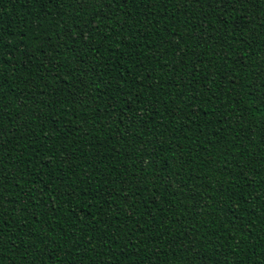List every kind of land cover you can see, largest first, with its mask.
<instances>
[{
    "label": "trees",
    "instance_id": "16d2710c",
    "mask_svg": "<svg viewBox=\"0 0 264 264\" xmlns=\"http://www.w3.org/2000/svg\"><path fill=\"white\" fill-rule=\"evenodd\" d=\"M261 73L264 0H0V264H264Z\"/></svg>",
    "mask_w": 264,
    "mask_h": 264
},
{
    "label": "snow or ice",
    "instance_id": "6c2138e0",
    "mask_svg": "<svg viewBox=\"0 0 264 264\" xmlns=\"http://www.w3.org/2000/svg\"><path fill=\"white\" fill-rule=\"evenodd\" d=\"M78 4L81 7V10H83L84 8L88 7L91 4H95V6L97 8H99V5L101 3L104 2V0H77ZM125 3H128V0H124ZM141 2H143V0H141ZM178 3H180L183 7H187L189 0H177ZM191 2L200 4L201 7H203V4L205 2V0H191ZM212 2L214 3H221V0H212ZM223 4L227 5L233 2H237V0H222ZM107 18V17H106ZM85 27H87V24L85 25ZM261 75H264V73H261ZM4 135H6V133H4ZM63 162V161H62ZM3 221H0V224H2ZM2 240H3V229L0 228V247L3 246L2 244Z\"/></svg>",
    "mask_w": 264,
    "mask_h": 264
}]
</instances>
